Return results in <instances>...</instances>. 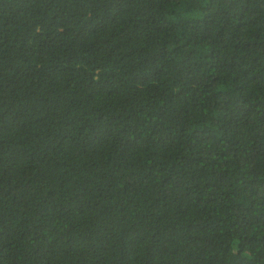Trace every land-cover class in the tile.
<instances>
[{
	"label": "trees",
	"instance_id": "obj_1",
	"mask_svg": "<svg viewBox=\"0 0 264 264\" xmlns=\"http://www.w3.org/2000/svg\"><path fill=\"white\" fill-rule=\"evenodd\" d=\"M0 264H264V0H0Z\"/></svg>",
	"mask_w": 264,
	"mask_h": 264
}]
</instances>
